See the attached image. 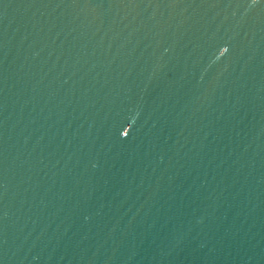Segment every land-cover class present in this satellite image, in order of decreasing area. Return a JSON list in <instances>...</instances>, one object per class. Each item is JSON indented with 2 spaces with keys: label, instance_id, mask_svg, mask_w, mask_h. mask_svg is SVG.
<instances>
[{
  "label": "water",
  "instance_id": "water-1",
  "mask_svg": "<svg viewBox=\"0 0 264 264\" xmlns=\"http://www.w3.org/2000/svg\"><path fill=\"white\" fill-rule=\"evenodd\" d=\"M0 264H264V0H0Z\"/></svg>",
  "mask_w": 264,
  "mask_h": 264
}]
</instances>
